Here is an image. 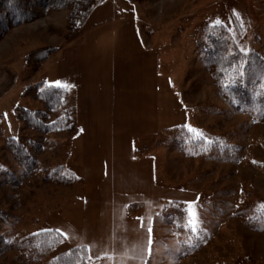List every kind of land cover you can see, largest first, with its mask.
Returning a JSON list of instances; mask_svg holds the SVG:
<instances>
[{
  "label": "rangeland",
  "instance_id": "374dc122",
  "mask_svg": "<svg viewBox=\"0 0 264 264\" xmlns=\"http://www.w3.org/2000/svg\"><path fill=\"white\" fill-rule=\"evenodd\" d=\"M68 14L0 39V64L19 72L0 120V264H49L72 247L90 264H264V119L232 111L195 49L203 27L222 25L228 53L264 55V0H102L67 39ZM44 46L58 50L25 62ZM56 81L68 96L47 121L67 113L72 131L26 128L10 108L44 110L25 89ZM20 136L40 147L31 167L2 148ZM50 230L62 241L31 253L28 237Z\"/></svg>",
  "mask_w": 264,
  "mask_h": 264
},
{
  "label": "trees",
  "instance_id": "16d2710c",
  "mask_svg": "<svg viewBox=\"0 0 264 264\" xmlns=\"http://www.w3.org/2000/svg\"><path fill=\"white\" fill-rule=\"evenodd\" d=\"M102 0H0V39L12 28L44 17L47 11L68 10L66 18L67 39L79 33L94 8ZM236 32L240 24L234 19ZM240 34V33H239ZM195 49L202 67L212 77L219 93L233 112L251 115L254 121L264 119V55L255 51L228 53L227 30L222 25L205 26L198 33ZM58 48L44 46L25 58L34 68L46 61ZM25 95L43 105L44 110H29L15 107L13 113L26 128L46 135L55 131H72V119L65 113L55 121H47V113L61 107L67 99L64 87L37 82L27 86ZM70 128H67L69 127ZM36 141L22 136L7 138L2 148L9 152L20 167L32 166L33 157L29 150L39 151ZM32 146V147H31ZM177 223L186 218L182 204L175 203ZM166 209V208H165ZM264 213V212H263ZM177 232V231H176ZM180 235L179 232H177ZM63 237L55 230L42 231L30 235L26 246L31 253L42 254L50 251ZM85 247H72L57 254L49 264H90Z\"/></svg>",
  "mask_w": 264,
  "mask_h": 264
},
{
  "label": "crops",
  "instance_id": "0c3cea01",
  "mask_svg": "<svg viewBox=\"0 0 264 264\" xmlns=\"http://www.w3.org/2000/svg\"><path fill=\"white\" fill-rule=\"evenodd\" d=\"M18 77L19 72L16 67L7 64H0V120L4 118L2 111L5 103H7L8 97L15 93ZM18 89L21 91L20 87H18ZM14 108L15 107L10 108L12 113ZM4 140L5 139L2 141Z\"/></svg>",
  "mask_w": 264,
  "mask_h": 264
},
{
  "label": "snow or ice",
  "instance_id": "6c2138e0",
  "mask_svg": "<svg viewBox=\"0 0 264 264\" xmlns=\"http://www.w3.org/2000/svg\"><path fill=\"white\" fill-rule=\"evenodd\" d=\"M219 23V21H217ZM243 51V49H241ZM51 86V85H50ZM56 87H68V85L61 83L60 81L55 82ZM189 131L195 133L197 136L202 135L197 129L189 127ZM188 204V221L187 225L190 228L192 233H197L199 231V216L198 212L193 208V202H185ZM140 219V218H138ZM149 233H151L152 229H148ZM151 243V240H149Z\"/></svg>",
  "mask_w": 264,
  "mask_h": 264
}]
</instances>
